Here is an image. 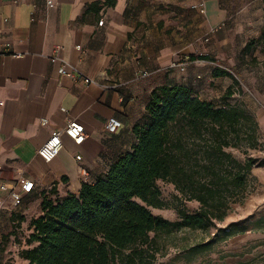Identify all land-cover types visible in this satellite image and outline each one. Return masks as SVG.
I'll use <instances>...</instances> for the list:
<instances>
[{"label": "crops", "instance_id": "obj_1", "mask_svg": "<svg viewBox=\"0 0 264 264\" xmlns=\"http://www.w3.org/2000/svg\"><path fill=\"white\" fill-rule=\"evenodd\" d=\"M105 1L52 0L48 8L45 0H0V52L5 53L0 57L1 200L19 190L23 179L35 188L22 206L32 202L39 208L41 193L54 184L60 197L77 194L82 184L77 166L85 167L91 180L103 174L129 148L131 129L157 87L202 85L206 70L209 82L223 85V91L232 85L227 77H212L211 62L191 61L184 73L168 69L189 41L174 37L173 16L184 22L199 18L193 8L200 0H114L113 6ZM95 2L101 4L89 9ZM203 3L206 27L213 31L225 15L214 2ZM62 62L102 87L60 78ZM110 117L122 124L115 134L105 130ZM72 119L82 124L86 139L77 146L63 136L61 153L45 164L37 149ZM258 121L264 139V113Z\"/></svg>", "mask_w": 264, "mask_h": 264}, {"label": "trees", "instance_id": "obj_2", "mask_svg": "<svg viewBox=\"0 0 264 264\" xmlns=\"http://www.w3.org/2000/svg\"><path fill=\"white\" fill-rule=\"evenodd\" d=\"M261 39L264 56V28ZM250 46L246 43L243 55ZM196 60L215 62L209 55H190V62ZM237 72L236 66L213 68V78L232 80L220 106L199 99L189 85L155 88L131 129L129 148L103 174L82 183L77 194L60 197L56 184L41 193L21 264H155L159 234L206 231L222 223L250 195L252 170L264 165L249 153L261 144L258 122L244 107L227 103L239 88ZM158 181L173 185L181 202L198 208H178L176 221L153 215L149 207L166 208Z\"/></svg>", "mask_w": 264, "mask_h": 264}, {"label": "rangeland", "instance_id": "obj_3", "mask_svg": "<svg viewBox=\"0 0 264 264\" xmlns=\"http://www.w3.org/2000/svg\"><path fill=\"white\" fill-rule=\"evenodd\" d=\"M200 1L214 2L224 13V22L219 24L220 30L208 31L204 14L199 18L193 16L186 22L173 16L174 37H182L183 40L189 37V41L180 47L179 57L172 62L187 57L190 65V55H209L215 59L210 63L211 67L219 65L231 71L236 66L238 72L235 78L239 88H234V94L227 103L244 107L259 125L258 116L264 113V56L259 52L264 28V0ZM216 33L220 36L213 35ZM225 39L230 42H223ZM246 43H251V46L243 55ZM199 62L197 60L196 65H201ZM207 72L201 76L203 88L201 83L190 86L195 93L214 104L224 105L221 96L226 90L223 91V85L210 83ZM260 137V146L249 153L264 160L262 133ZM233 154L243 158L235 151ZM250 180V195L242 204L235 205L222 223H216L206 231L184 229L159 234L156 238L159 253L155 264H264V165L252 170ZM157 185L166 208L149 207L153 215L176 221L178 208L188 212L198 208L195 202H181L173 185L162 181H158ZM38 212L39 208L32 202H25V206L17 209L8 208L5 204L4 215L0 218V264L22 263L19 254L27 248L28 225ZM11 214L15 215L13 222Z\"/></svg>", "mask_w": 264, "mask_h": 264}, {"label": "built area", "instance_id": "obj_4", "mask_svg": "<svg viewBox=\"0 0 264 264\" xmlns=\"http://www.w3.org/2000/svg\"><path fill=\"white\" fill-rule=\"evenodd\" d=\"M46 7L52 6V0H45ZM196 9L199 10L201 14H205V3L201 2L197 5ZM102 21L99 22V26L102 25ZM220 29V26H216L214 28L215 31ZM76 49L82 52V49L80 46H76ZM8 51V49H6ZM2 55H5V53L0 52V57ZM18 56V55H16ZM55 61V58L52 59ZM189 62L187 57L172 62L168 69L169 70H175L179 73H184L186 69L188 68ZM58 75L61 78H68L71 79L75 83H83L85 85H95L100 86L98 79H91L88 76L76 71L74 68H70L66 65L65 62H62L61 66L58 68ZM147 73H143L141 76L145 77L147 76ZM102 87V86H100ZM105 88H116L114 86H109ZM42 124H45L46 121L42 120ZM122 127V124L120 120H118L115 117H110L106 124H105V130L108 134H115L117 131ZM63 136L68 137L75 145L79 146L81 145L84 140L86 139V132L82 124H80L77 120H69L66 124V126L63 129L60 130H54L51 132L49 138L45 141L43 145H41L37 151V156L45 163L49 164L54 159H56L59 154L61 153L63 149ZM76 162H79L81 160V157L78 155L75 157ZM78 173L81 177L82 183H90L91 179L88 174V171L85 167L78 165L77 166ZM34 183L30 180L23 179L22 184L19 188V190H14L9 193L8 200H1L0 199V216L5 210V204H8V208L17 209L20 208L23 205L24 199L26 195L30 194L34 190Z\"/></svg>", "mask_w": 264, "mask_h": 264}]
</instances>
